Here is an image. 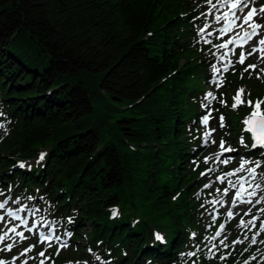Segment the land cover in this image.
I'll return each instance as SVG.
<instances>
[{"label": "trees", "instance_id": "trees-1", "mask_svg": "<svg viewBox=\"0 0 264 264\" xmlns=\"http://www.w3.org/2000/svg\"><path fill=\"white\" fill-rule=\"evenodd\" d=\"M202 15L194 0H0V190L71 232L73 264H264V246L204 247ZM258 83L244 100L264 99ZM251 108L216 106L213 123L224 111L264 178Z\"/></svg>", "mask_w": 264, "mask_h": 264}, {"label": "rangeland", "instance_id": "rangeland-1", "mask_svg": "<svg viewBox=\"0 0 264 264\" xmlns=\"http://www.w3.org/2000/svg\"><path fill=\"white\" fill-rule=\"evenodd\" d=\"M194 2H198V4H200L201 10L205 12V18L203 20L204 25L201 29H199L201 38L206 39L209 42L214 40L212 41V49L210 51L211 54H214V58L208 61V69L212 74V80L208 84L205 83V96H207V94L211 92L213 94V97H215L214 90L218 89L224 82H220L218 80H224L225 77H227L229 74H232V72H234L233 79H231V81L227 80V84L234 85L235 82H238V84H241L240 89H244L242 84L245 80H248L247 86L250 85V82L259 84L258 82L264 81V71H262L264 70V58L262 57L264 56L262 52L255 53L251 56H247V54H245L247 56L246 65L241 69L237 68L236 57L240 59V55H233V52L228 53L229 50L227 49L229 48V46L226 39H220V36L222 35L223 29L226 24L225 19L223 18L218 24L214 23L218 21L216 17H220L222 15L221 10L229 4H232L234 0H211V2H209V0H194ZM252 2L259 5L264 1L252 0ZM258 19L264 20V13H262ZM262 36L264 37V30ZM258 41L259 40H257V43ZM221 44H227V46L221 48L219 47V45ZM249 65H256V67L248 68ZM213 66H215V68H219L220 71L214 72ZM225 66H227V70H229L228 72L225 71ZM246 68L248 69L247 71H245ZM219 94L220 95H218V97H216L215 99H211L210 101H220L218 104H221L223 108L231 107L234 103L233 97L236 96L237 90L233 92L232 90H227L225 93L223 90H221ZM231 100L233 101L232 104ZM221 101H224V103H221ZM227 118V116L224 118V127L229 126ZM245 119H247V117L244 115L241 119L242 124H244ZM244 126L245 129H247L245 124ZM222 128L223 127H220V129ZM211 130L212 129H208L207 126L202 129V136L205 143H208L209 146H211V151L209 153V160L211 165L209 169H211V171H209L208 169V172L202 175V178L204 179V189L202 194H204V196L206 197V203L203 208H206V212L208 211L205 218L206 220L214 218V216L219 211H223L224 209L227 210V213L229 210H231L233 212V216L231 218L225 219L228 221L226 226L223 228L219 227L215 232L211 230L212 226L214 225V221L206 222V224H208V226L206 225L208 232H206L205 234L204 243L208 248V253L216 249L215 240H218L220 238L223 239V247L220 246L221 249L225 248L226 245L236 248H249L250 246H252V248L262 247L264 246V227H262V225H264V179L257 177L255 175V170L249 171V169L254 168L251 164L247 163V159L243 154H241L240 151H236L240 147L233 146V144L239 142L242 147L244 142H246L240 134H238V140L236 139L234 142H232L231 139L227 141V138L218 136L217 132H214L206 141L204 133ZM241 139H243V143H241ZM221 140L225 142L226 148L233 149L235 157L231 155L233 151L225 152L221 149ZM217 157L219 158L218 161H216ZM224 160H228V163H223ZM238 168L240 169V171H236ZM228 173L232 174L227 175ZM219 175H221L220 177L222 178V180L218 179ZM206 184L210 185V187L205 188L204 186ZM257 185H259V187H257ZM225 188L229 189L227 194H225L223 191V189ZM217 189H219L220 191H217ZM237 191H240L241 195L240 197L236 198V203L233 204L232 201L235 192ZM251 192H254L255 195L250 196L249 193ZM216 199L222 202L212 204L211 201ZM35 216L37 218L43 217V221L45 222L47 220L44 214H38ZM254 217L255 219H253ZM242 219L246 223L251 221V223L248 224V227H245L240 223ZM30 228H33V225H31ZM218 230H221V232L223 233V236L220 238L217 236ZM45 245H43L42 248H45ZM68 248H70V246L66 241V243L62 247V252L60 251L61 255L58 256L59 258L57 257L58 259L53 257H46L47 255H50L48 253L44 256H40L39 253H37V255L32 253L30 254V259L28 260V262L30 264H41V262L38 263V260L36 261V258H42L41 261H43V264H73L75 258L73 254L67 253ZM262 249L264 250V247ZM64 253L66 255L65 259L61 258L62 254Z\"/></svg>", "mask_w": 264, "mask_h": 264}, {"label": "snow or ice", "instance_id": "snow-or-ice-1", "mask_svg": "<svg viewBox=\"0 0 264 264\" xmlns=\"http://www.w3.org/2000/svg\"><path fill=\"white\" fill-rule=\"evenodd\" d=\"M209 2H211V0H209ZM215 7V6H213ZM248 7V0H234V2H232L231 4V8L233 9H238V10H242L243 8ZM259 12H264V6H261V8L259 9ZM257 14V9L255 8H251L243 17H242V23L237 25V27H240L241 29H243V36L239 37V39L242 41V43H247L249 40H251L254 36L259 35L260 33H258L256 30L257 29H261L262 25L251 22L252 21V17L254 15ZM225 15H227V13H225ZM233 15H235L233 13ZM236 19H241L240 17H235ZM217 20L220 19L219 16L216 17ZM251 22V23H250ZM245 25H249L250 26V30L245 28ZM203 31V30H201ZM232 41H228L227 43H231ZM227 44H221L219 45V47L224 48L226 47ZM260 46H264V37H262L259 41H258V45L253 47L251 49L250 52L247 53V56H251L255 53H258L259 51H261V47ZM247 56L245 55L244 52H241L240 54V59H239V63L243 64L245 59L247 58ZM264 58V57H262ZM256 65H249L248 68H255ZM248 69L246 68L245 71H247ZM213 71L214 72H219L220 69L219 68H215V66H213ZM225 71H227V66H225ZM264 71V70H262ZM243 95H244V89H238L237 90V94L235 97H233L234 103L232 105L233 108H237L238 106H243V105H247L249 107H252V112L249 114L248 118L244 120V124L248 126V131L251 133H255L254 136V143L252 145L253 148L257 147V146H264V99L261 98H257V100L255 102H253L251 99L249 100H244L243 99ZM206 99H214L213 94L211 92H209L206 96ZM221 103H224V101H221ZM220 119V127H223V121H224V117L221 115L219 117ZM205 125L208 124L209 122V117L205 116L203 121H202ZM215 131L214 129L211 131H207L204 133L205 139L206 141L211 137L212 132ZM241 143H243V139H241ZM220 147L223 151L225 152H231L233 151V149L231 148H226L225 147V142L223 140L220 141ZM44 158V153L40 154V160H43ZM207 159V158H206ZM223 163H228V160H224ZM19 167L23 168L25 167L24 163L21 162L19 164ZM209 171H211V169H209ZM236 171H240V169L238 168ZM249 171H254V169H249ZM232 173H228L227 175H231ZM201 175H204V173H201ZM218 179H221V177H218ZM205 188L210 187V185H205ZM257 187H259V185H257ZM217 191H220L219 189H217ZM224 193L227 194L229 189L225 188L223 189ZM241 192L237 191L235 193V197L233 198L232 203L235 204L236 203V198L240 197ZM250 196L255 195L254 192L249 193ZM222 201H217V200H213L211 201L212 204H217V203H221ZM250 202V201H249ZM259 202V201H258ZM7 201L4 202H0V209H4L5 205H6ZM20 211H24L23 208L21 209H17L16 211H11L9 210L7 215L9 217H13L14 219L20 220V216L18 215V213ZM29 211L35 212V209H29ZM228 217L231 218L233 216V212L231 210L228 211L227 213ZM5 217L4 216H0V221H4ZM255 219V217L253 218ZM21 223H27L26 220H21ZM240 223L242 225H244L245 227H248V224L251 223V221L249 222H245L243 219L240 221ZM6 227V230H4L3 235H0V242L5 241V239L8 236L9 232H14L16 233L17 236L19 237H23L24 233L23 232H17L16 231V227ZM221 228L224 227V225L220 226ZM262 227H264V225H262ZM29 231H31V228L29 229ZM220 233L217 232V236H219ZM27 238V237H25ZM44 239H50V237H43ZM157 239H163L161 236H159L157 234ZM242 242V241H241ZM255 242V241H253ZM12 244L8 243L6 244V247L8 249L12 248ZM29 251V249H25V252ZM41 256L44 255L43 252L40 253ZM0 264H3L2 261H0ZM41 264H43V261H41ZM245 264H247V261H245Z\"/></svg>", "mask_w": 264, "mask_h": 264}, {"label": "bare ground", "instance_id": "bare-ground-1", "mask_svg": "<svg viewBox=\"0 0 264 264\" xmlns=\"http://www.w3.org/2000/svg\"><path fill=\"white\" fill-rule=\"evenodd\" d=\"M222 18H223V17H222V16H220V19H219V20H222Z\"/></svg>", "mask_w": 264, "mask_h": 264}, {"label": "water", "instance_id": "water-1", "mask_svg": "<svg viewBox=\"0 0 264 264\" xmlns=\"http://www.w3.org/2000/svg\"><path fill=\"white\" fill-rule=\"evenodd\" d=\"M253 135L255 136V133H253Z\"/></svg>", "mask_w": 264, "mask_h": 264}]
</instances>
